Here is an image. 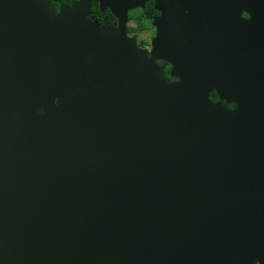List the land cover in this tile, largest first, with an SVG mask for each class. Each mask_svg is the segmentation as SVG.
Instances as JSON below:
<instances>
[{
  "label": "water",
  "instance_id": "1",
  "mask_svg": "<svg viewBox=\"0 0 264 264\" xmlns=\"http://www.w3.org/2000/svg\"><path fill=\"white\" fill-rule=\"evenodd\" d=\"M146 1L0 0V264H264V0H152L149 49Z\"/></svg>",
  "mask_w": 264,
  "mask_h": 264
},
{
  "label": "flooded vegetation",
  "instance_id": "2",
  "mask_svg": "<svg viewBox=\"0 0 264 264\" xmlns=\"http://www.w3.org/2000/svg\"><path fill=\"white\" fill-rule=\"evenodd\" d=\"M74 1H76V0H74ZM74 1H72V2H74ZM149 1H152V0H147L146 2H149ZM89 2L91 4V7H90V13L88 15V18L91 21H93L94 23H97L99 25H116L117 24V19L115 17L114 18L116 19V24H107V23H102V22L99 23L96 20H92L90 18V14H91V10H92L91 0H89ZM49 3L51 5H53V9L56 11L58 10L60 5H69V4H59L56 7V5L53 1H51ZM97 3H98V10L101 13H104L106 11H109L111 13L109 8H106L104 10L100 9L99 0H97ZM137 8H142V7H137ZM134 9H136V8H134ZM134 9H131V10H134ZM131 10H129V11H131ZM129 11H128V13H129ZM239 18L247 20L250 18V15L246 11H242L239 15ZM125 29H126L127 35L129 37L135 38V40L139 46L147 48V49L150 48L151 39L155 34V28L152 25V20L146 24L145 28H139V26L137 24H132V23L126 22ZM197 29L199 31L209 32L207 34H199V36H200L199 38H202L203 40L205 39L206 43H208V45L210 46L211 45V28H197ZM223 30H224L223 37L225 39V42H224L225 45L231 49L230 53L235 54L236 56H240L241 62H246L248 60H255L258 58L257 52H254L253 50L255 48H259L264 43V28H224ZM145 31L151 32L148 41L141 37V34L144 33ZM248 53L250 55H248ZM159 63L163 66L164 74H165L166 79L168 81H175L178 79L176 76L170 75L171 65L167 61L159 60ZM247 75H248L247 73L246 74H232L230 79H240L241 81H243L245 79V81L243 84L241 82L230 83L227 87L229 90H231V93H235V92L241 91V90H246L248 88V81H247L248 76ZM209 98L211 99V101H214V102L218 101V94H217L215 88H212L211 92L209 93ZM221 103L230 109H234V107H235V103L232 101L231 98L229 99V101L223 100Z\"/></svg>",
  "mask_w": 264,
  "mask_h": 264
},
{
  "label": "trees",
  "instance_id": "3",
  "mask_svg": "<svg viewBox=\"0 0 264 264\" xmlns=\"http://www.w3.org/2000/svg\"><path fill=\"white\" fill-rule=\"evenodd\" d=\"M49 2L53 1L56 7L59 4H70L74 0H48ZM92 10L90 14V18L92 20H96L99 23H107V24H116V19L109 12L106 11L101 13L98 10L97 0H91ZM158 12L153 8V2H146L144 7L136 8L134 10L129 11L128 13V22L132 24H137L139 28H145L146 24L149 23Z\"/></svg>",
  "mask_w": 264,
  "mask_h": 264
},
{
  "label": "rangeland",
  "instance_id": "4",
  "mask_svg": "<svg viewBox=\"0 0 264 264\" xmlns=\"http://www.w3.org/2000/svg\"><path fill=\"white\" fill-rule=\"evenodd\" d=\"M127 22H128V20H127ZM150 33H151L150 31H145L144 33L141 34V37L148 41Z\"/></svg>",
  "mask_w": 264,
  "mask_h": 264
}]
</instances>
